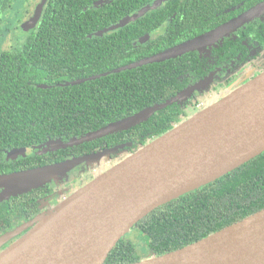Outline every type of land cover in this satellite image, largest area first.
I'll return each instance as SVG.
<instances>
[{
	"label": "trees",
	"instance_id": "trees-1",
	"mask_svg": "<svg viewBox=\"0 0 264 264\" xmlns=\"http://www.w3.org/2000/svg\"><path fill=\"white\" fill-rule=\"evenodd\" d=\"M99 1L48 0L42 18L28 30L30 33L10 50L0 53V176L106 150H115L111 157L122 152H129V157L200 112L202 101L195 99L194 93L129 130L60 149L43 158L33 157L21 163L5 159L12 150L28 149L50 141L68 143L149 108L162 106L199 80L203 81L200 83L203 87L198 93L218 90L204 81L210 74L204 70L206 57L216 51L215 55L222 54L224 58L242 54L245 56L242 58H247L245 44L255 41H248V37L256 33L257 23L262 28L258 36L264 45V36H261L264 35V21L259 20L224 39L217 47L202 51V56L194 52L177 60L66 86L155 56L210 32L264 2L207 0L210 3L203 6L202 13L203 18L209 19L202 23L195 22L189 11L183 22L170 13L171 9H155L117 28L153 0H133L127 6L123 1L115 5L99 4ZM12 2L0 0L1 36L6 34L4 16L10 11ZM166 23L165 32L156 36ZM145 36H152L148 43L140 41ZM238 36L240 39L235 41ZM260 64H264V55L246 62L245 67H249L246 72ZM243 82L227 88L232 91ZM66 180L64 178L60 186H68ZM48 187L0 203L3 233L22 229L58 206L54 202L49 209H40V199L63 189L49 190ZM261 211H264V153L220 180L149 214L120 240L105 264H135L144 256H164Z\"/></svg>",
	"mask_w": 264,
	"mask_h": 264
},
{
	"label": "water",
	"instance_id": "water-1",
	"mask_svg": "<svg viewBox=\"0 0 264 264\" xmlns=\"http://www.w3.org/2000/svg\"><path fill=\"white\" fill-rule=\"evenodd\" d=\"M47 2L43 0L27 28L35 27ZM157 7L141 11L122 21L117 28ZM263 16L264 2L204 35L155 56L66 86L217 47ZM202 87L203 84L192 86L162 106L149 108L82 138L68 143L52 141L49 145H53V149H67L129 130L148 121L157 111L190 98ZM112 152L115 150L0 176V203L59 184L76 168L92 164ZM263 153L264 73L230 90L216 103L130 155L52 211L1 238L0 249L29 230L0 254V264H105L120 240L149 214L220 180ZM135 264H264V211L181 250Z\"/></svg>",
	"mask_w": 264,
	"mask_h": 264
},
{
	"label": "flooded vegetation",
	"instance_id": "flooded-vegetation-1",
	"mask_svg": "<svg viewBox=\"0 0 264 264\" xmlns=\"http://www.w3.org/2000/svg\"><path fill=\"white\" fill-rule=\"evenodd\" d=\"M15 1H17V0H13L9 12H11V9L13 10V8L15 7V4H16ZM117 1H123L125 3V5L127 6L129 4V2H131L133 0H100L99 4L115 5L117 3ZM213 1H217V0H213ZM41 2H43V0H41ZM47 3L43 7V11H44V8L47 6ZM206 3H210V2H208L207 0L205 3H203V0H153L151 3H147L143 7L139 6L138 4H132L133 7H135V6H138L140 8L142 7V10L138 11L137 13H135L133 15H130L129 17H133L135 15H138L141 11H143L145 9L153 8L156 5H158V7L156 9H165V10L168 9V11H169V9H171L170 13H174V17H180L181 21H183V22L186 20V17H187L188 11H189L193 14L192 18L195 20V22H201L202 23V22H205L209 19V18L208 19L203 18V13H202L203 6H206ZM132 6H131V8H132ZM38 7L39 6L37 5L36 10H35L36 12L38 10ZM43 11L41 12V16L43 14ZM150 11H148L147 13H149ZM145 15H143V16H145ZM5 16H4V22L6 19ZM41 16L38 20H36L35 26L38 24L39 20L42 18ZM30 20H32V18H30ZM260 20L264 21V16ZM13 23H16V22L13 20ZM259 24L260 23L256 24V26H257V28L255 29L256 33L251 34L248 37V41H250V40H255V41L251 44H247V43L245 44L246 49L248 50V51L247 50L246 51L249 53L247 58H245V59L242 58V55L244 56V54H242V53H241L242 55L237 56L236 58H229V57L224 58L222 54L220 56L215 55L216 51H213L209 57H206L208 59H205L206 60V66L204 67V70H205V72H207V71L210 72V74L205 78L204 81L207 80L208 83H210V84L212 83L211 87L213 86L216 89H219V88H225V87L226 88L232 87V86L239 84L240 82L242 83L243 81H245V82H243V84H241V85H244L245 83L252 80L253 78L258 77L259 74H262V71L264 70V64H260L258 67H254L250 71L242 74V72L244 71L246 62L250 63L251 59H257L258 60L261 58V55H264V45L260 43V38L258 36L259 32L262 30V28H261V26H259ZM3 25H5V24L3 23ZM167 25H168L167 23L164 24V26L156 34L162 35L165 32ZM19 32H20L19 34L21 35L22 39L24 38L23 37L24 35H27V33H30V31H24L23 29H21V31L19 30ZM22 33H24V34H22ZM204 34H206V33H204ZM204 34H202V35H204ZM261 36L263 37L264 35H261ZM197 37H199V36H197ZM151 38H152V36H145L140 41L148 43L151 40ZM238 39H240L239 36L236 40L235 39L234 40L237 41ZM20 40L21 39H19L18 41H20ZM208 50H210V49L203 50V51L206 52ZM200 53H202V52H200ZM200 55L202 56V54H200ZM211 68H212V70L210 71ZM201 82H203V81L199 80V81L193 82V84L191 86L199 85ZM209 92H212V89H210V90L208 89L204 92L201 91L200 93L197 92L194 94L195 99L201 100V98L204 97ZM50 142H47L45 144L38 145V146H35L32 148H28V149L12 150L6 154L5 159L8 162H19V163H21L22 161L27 160L29 158H33V157L34 158L35 157L43 158L45 156H48L50 154L58 152V150H60V149H58V148L53 149V145H49ZM48 186H49L48 187L49 190L58 189V187L54 188V184H51ZM59 192H60L59 190H57V191L55 190V193L53 195H49L48 197H46L44 199H40L39 200V202L41 203L40 209H45V210L49 209L51 207L50 205L58 199V195L60 194ZM17 230H19V229H17ZM0 231L2 232L0 234V239L3 237H7L9 234H12L15 232V231H12L10 233H7V232L3 233L4 232L3 228H1ZM28 232L29 231H24L19 236L23 237ZM19 236L17 238H19ZM17 238L9 240V242L7 244H5L4 247L0 249V251L6 250L8 247H10L13 244V242L15 241V239H17Z\"/></svg>",
	"mask_w": 264,
	"mask_h": 264
},
{
	"label": "rangeland",
	"instance_id": "rangeland-1",
	"mask_svg": "<svg viewBox=\"0 0 264 264\" xmlns=\"http://www.w3.org/2000/svg\"><path fill=\"white\" fill-rule=\"evenodd\" d=\"M15 2L16 4L13 10L11 9V12H9L5 16L6 19H5L4 24L6 27V34L4 33L3 36L0 35L1 36L0 48H2L0 50V53L3 51L10 50L14 45H16L19 39L22 40V37L19 34L20 33L19 30L20 31L21 29H23L24 31L30 30L29 28H27L30 25L27 26V24L30 23L31 21L30 18L33 19L37 16L38 10L37 12L35 11L37 5L40 7V5L42 4L41 0H23V1L17 0ZM13 20L16 23H13ZM157 35L158 34H156V36ZM248 69L249 67H245L242 74L246 73ZM230 90H231L230 88H220L218 90L209 92L208 94H206L204 97L201 98L202 105L200 104L199 109L203 110L209 105H211L212 103L213 104L216 103L224 95L228 94ZM128 154L129 152H122L116 157H111V155H105L102 159H99L98 161H95L92 164H87V165L78 167L77 169L74 170L73 173L71 172L69 176L67 177V180L65 183H67L68 186H66L65 184L60 186V182L62 180L58 182L59 184L54 183V188H57V187L59 189L63 188L60 190L59 192L60 194L58 195V199L57 201H55V203L59 205L61 202L69 198L75 192L79 191L81 188H83L90 182L94 181L100 175L106 173L108 170H110L111 168L119 164L120 162L124 161L126 158H128ZM21 237L20 236L19 238L16 237L17 239H15L13 244L16 243L18 240H20ZM3 251H0V254ZM148 258H151V256H148V257L144 256L143 260H146Z\"/></svg>",
	"mask_w": 264,
	"mask_h": 264
}]
</instances>
